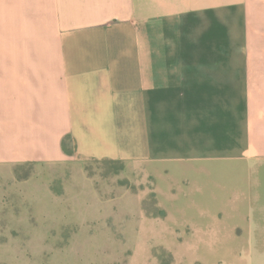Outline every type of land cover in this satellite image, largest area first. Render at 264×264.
<instances>
[{"label": "crops", "instance_id": "0c3cea01", "mask_svg": "<svg viewBox=\"0 0 264 264\" xmlns=\"http://www.w3.org/2000/svg\"><path fill=\"white\" fill-rule=\"evenodd\" d=\"M261 56L264 0H0V169L264 162Z\"/></svg>", "mask_w": 264, "mask_h": 264}, {"label": "rangeland", "instance_id": "374dc122", "mask_svg": "<svg viewBox=\"0 0 264 264\" xmlns=\"http://www.w3.org/2000/svg\"><path fill=\"white\" fill-rule=\"evenodd\" d=\"M171 172L74 159L0 169V264H264V162Z\"/></svg>", "mask_w": 264, "mask_h": 264}, {"label": "trees", "instance_id": "16d2710c", "mask_svg": "<svg viewBox=\"0 0 264 264\" xmlns=\"http://www.w3.org/2000/svg\"><path fill=\"white\" fill-rule=\"evenodd\" d=\"M66 151L68 152L67 149H66ZM104 161H114V162H115L116 160H104ZM120 162H121V161H120ZM161 215L165 216V215H166V212H165V211H162V212H161Z\"/></svg>", "mask_w": 264, "mask_h": 264}]
</instances>
